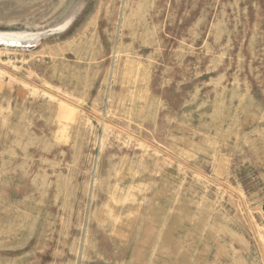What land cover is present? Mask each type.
<instances>
[{
    "label": "rangeland",
    "instance_id": "1",
    "mask_svg": "<svg viewBox=\"0 0 264 264\" xmlns=\"http://www.w3.org/2000/svg\"><path fill=\"white\" fill-rule=\"evenodd\" d=\"M264 0H0V264H264Z\"/></svg>",
    "mask_w": 264,
    "mask_h": 264
},
{
    "label": "crops",
    "instance_id": "2",
    "mask_svg": "<svg viewBox=\"0 0 264 264\" xmlns=\"http://www.w3.org/2000/svg\"><path fill=\"white\" fill-rule=\"evenodd\" d=\"M261 211H262V214H263V216H264V203H263L262 206H261Z\"/></svg>",
    "mask_w": 264,
    "mask_h": 264
}]
</instances>
